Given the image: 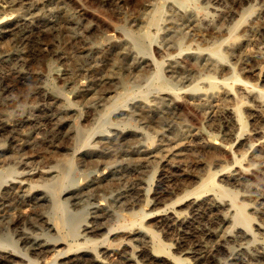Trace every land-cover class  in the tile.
Here are the masks:
<instances>
[{
    "label": "rangeland",
    "instance_id": "1",
    "mask_svg": "<svg viewBox=\"0 0 264 264\" xmlns=\"http://www.w3.org/2000/svg\"><path fill=\"white\" fill-rule=\"evenodd\" d=\"M159 1L0 0V172L7 174V169L12 168L17 173L34 174L30 181L34 189L23 203L0 197V238L7 233L14 242V248L0 246V251L12 253L17 260L13 264H26L27 259L33 260V264H47L56 257V251L81 243V239L76 242L71 238L67 245H57L66 230L48 227L51 215L45 206H37L35 195L42 193L43 184L51 179L40 172H50L55 165L70 159L71 178L76 184L72 189L80 190L91 182L99 184L84 193L81 202L69 201L68 208L80 213L76 232L85 234L83 225L91 229L86 238L92 243L81 247L94 250L102 264H127L128 250L134 251L137 264H264V257L250 260L246 255H225L220 246L221 236L230 237L225 248L233 252L241 243L236 234L241 227L236 228L229 220L221 222L219 217L220 213H228L224 204L231 202L234 207L236 204L235 208L242 205L249 231L264 239L255 228L264 223V146L256 147L260 152L257 158L249 148L251 143L257 144L256 139H247L253 129L264 127V107H259L249 93L252 87L264 92V0H219L224 9L237 13L252 7L243 15L248 17L243 22L244 31L222 37L204 32L202 38L195 36L191 22L166 18L171 17L172 9H177L190 12L191 19L199 20L205 13L208 15L217 1L187 0L180 8L166 0L161 24L164 28H149L155 41L146 43L147 51L140 53L128 34L141 35L148 30L146 22ZM259 10L260 19L253 22ZM238 19L239 16L226 18L223 26L232 27ZM170 23L178 33L194 35L183 38L181 46L166 42L164 29ZM222 40L224 65L219 61L217 69H205L189 64L190 52ZM232 44L236 45L234 53L228 51ZM173 60L179 62L181 72L170 71ZM154 61L162 63L169 90L146 86L155 70ZM209 79L216 84L211 90ZM139 89L141 92L137 93ZM127 93L132 95L124 97L125 103L116 107L117 98ZM202 94L211 96L205 99ZM144 98L147 108H142ZM260 101L264 102V94ZM228 108H237L242 126L230 122ZM108 109L112 125L104 134L115 139L116 145L96 158L98 163L82 162L73 151L90 130L100 128ZM211 138L216 140L214 147L208 145ZM213 175L216 184L228 188L218 193L220 197L204 192L202 182L208 184ZM15 177L18 175L8 178ZM229 178L238 182L228 181ZM196 196L200 202L213 197L220 205H200L193 214L187 212L186 201ZM233 198L237 199L235 203ZM178 199L182 201L175 204ZM169 202L172 206H168ZM169 208H182L185 222L165 220ZM23 211L27 219L18 218ZM141 211L145 217L140 223L154 237L130 226V215ZM36 242L44 245V257L32 252ZM153 243L162 245L164 253L156 252ZM253 246L250 244L249 248ZM103 247L108 248L107 255L102 253ZM80 248L71 247L70 254H76Z\"/></svg>",
    "mask_w": 264,
    "mask_h": 264
},
{
    "label": "bare ground",
    "instance_id": "2",
    "mask_svg": "<svg viewBox=\"0 0 264 264\" xmlns=\"http://www.w3.org/2000/svg\"><path fill=\"white\" fill-rule=\"evenodd\" d=\"M164 1L166 0H160L157 5L155 6L154 10L150 13V16L148 17V20L146 22L147 28L148 30L144 31L141 35H135L132 33L128 34V38L129 40L132 42L134 48L140 52V53H144L147 51L148 49V45L146 43H152L155 41V36L152 35L149 31V28H153L156 31H160V29L164 28V26L162 27V22L164 21V10H165V4ZM173 3L177 4L180 8H183L187 2V0H171ZM217 3H215V5L213 7L210 8L209 13L207 15V13H205L199 20H193L191 19V14L190 12H184L181 10H177V9H172V15L171 17H167L166 19L168 21L171 20H186L191 22L192 27L194 29L195 32V36H199V37H204V32H208V33H212L215 36H219L222 37L223 35L227 34L229 36H233L234 33H236L238 30L244 31L242 30L243 28V22L246 20V18L243 16L246 12L248 13L249 11L252 10V7H248L246 10H244L241 13H237V11H233V10H226L224 9L221 5H219V0H216ZM243 1V0H241ZM247 2V1H246ZM235 3V2H234ZM240 4V3H239ZM189 5V4H188ZM235 5V4H234ZM153 6V7H154ZM242 6V5H241ZM244 6V5H243ZM251 6V5H250ZM257 7V6H256ZM245 9V8H244ZM30 10V9H29ZM32 12V11H31ZM261 10L258 11V13H255L254 17H253V22L255 20L260 19L259 18V14H260ZM264 12V11H262ZM11 14V13H10ZM9 14V15H10ZM21 14V13H20ZM262 14V13H261ZM13 15V14H12ZM248 15V14H247ZM21 16V15H20ZM19 16V17H20ZM36 16V15H35ZM239 16V19L236 21V24H233L234 26L232 27H227L225 28L223 26L224 21L226 20V18L229 19H234L235 17ZM4 17V15L2 16V18ZM25 17V16H24ZM258 17V18H257ZM6 18V17H5ZM23 18V17H22ZM18 20V19H17ZM248 20V19H247ZM1 21V20H0ZM2 21H4V18L2 19ZM33 21V20H32ZM23 22V21H22ZM27 22V21H26ZM34 22V21H33ZM185 22V21H183ZM5 23V22H4ZM18 23V22H17ZM168 23V22H167ZM180 23V21H179ZM15 25V23H13ZM171 24V23H170ZM169 25V24H168ZM190 25V24H189ZM44 26V25H43ZM262 26V25H260ZM2 28V27H1ZM4 28V27H3ZM2 28V29H3ZM247 28V27H246ZM192 29V30H193ZM248 29V28H247ZM261 29H264L261 27ZM164 32V38L166 42L169 43H173V45L175 43H178V45L181 46V42L183 40V38L189 37V36H193L194 33H178L177 29L174 28V25L171 24V26L166 27ZM8 31V30H7ZM123 31V30H122ZM125 32V31H124ZM249 32V30H248ZM7 33V32H6ZM26 33V32H25ZM250 33V32H249ZM262 33V32H261ZM137 34V33H136ZM264 35V34H262ZM2 34L0 33V38H1ZM173 36H176L177 39L175 40ZM224 43V40H222L221 42L208 47L206 49H200L197 50V52H190L189 56H188V60H189V64L193 65L195 67H205V69L209 68V69H217L219 67L220 64H218V62L220 61L222 64L224 65L223 62H225V58L221 53V45ZM168 44V43H167ZM176 45V44H175ZM172 46V45H171ZM179 48V47H178ZM181 48V47H180ZM236 49V45L232 44L231 46L228 47V51L230 53H234V50ZM239 53V52H238ZM237 53V54H238ZM239 55V54H238ZM12 57V56H11ZM2 59V58H1ZM154 66H155V70L154 72L148 77V80L146 82V86L148 87H152V86H158L161 90H169L170 89V85L168 83V81L164 80L163 78V74H162V63L160 62H156L154 61ZM169 69L171 72H176V71H180L182 70L181 65L179 64L178 61L173 60L170 62L169 65ZM191 66V67H193ZM228 68V67H227ZM226 68V69H227ZM194 69V68H193ZM199 69V68H198ZM229 69V68H228ZM184 79V78H183ZM235 81H238V79L235 77L234 78ZM52 82V81H51ZM209 84L208 86L210 87V90L213 89L215 87V82L212 81L211 79H209ZM221 84V83H220ZM51 85V84H50ZM49 86V85H48ZM51 87V86H50ZM208 87V88H209ZM55 89V88H54ZM231 89V88H230ZM206 90V89H205ZM204 90V91H205ZM135 91V90H134ZM42 92V91H41ZM58 92V91H57ZM132 92V91H131ZM140 89L137 90V93H140ZM214 92V91H213ZM209 93V92H208ZM225 93V92H224ZM249 93L251 95V97L257 101V104L259 105V107H264V102H261L260 99L262 98V94H264V92L257 90V88L252 87L249 90ZM58 95L59 92H58ZM132 94L127 93L126 96H119L117 98L116 103H114L115 105L118 106H122L125 103V99L124 97H130ZM203 95V94H202ZM224 95V94H223ZM232 95V94H231ZM248 95V94H245ZM67 96V95H66ZM209 96H211V94H207V95H203V98H208ZM127 97V98H128ZM228 97V96H227ZM63 98V97H62ZM168 98V97H167ZM170 98V97H169ZM166 99V98H165ZM238 99V98H237ZM248 99V98H247ZM204 100V99H203ZM143 104H142V108H147L148 105L145 102V98L143 99ZM165 102V101H164ZM171 102V101H169ZM205 102V101H204ZM200 103V102H199ZM113 104V106H114ZM161 104V103H159ZM201 104V103H200ZM243 104V103H242ZM157 105V104H156ZM251 105V104H250ZM112 106V105H111ZM152 107V106H151ZM158 107V106H155ZM160 107V106H159ZM115 108V107H114ZM202 108V107H201ZM56 109V108H55ZM161 109V108H160ZM170 109V108H169ZM237 109V108H235ZM234 108H228L226 111L228 113L227 116L230 117V122L232 123H239L242 126V122L240 119V114L237 110H235ZM259 109V108H258ZM114 110V109H113ZM260 110V109H259ZM146 111V110H145ZM253 111V110H252ZM57 112V111H56ZM106 113L103 116V121L101 123V126H99L100 128H95L89 131L87 137L81 141V145L80 147H78L77 149H75L73 151L74 156H79V158L82 160V162H87L88 164H91L92 162H97L95 161L96 158H101L100 156H103L104 154H106V152L109 151L110 147L113 145H116L115 139L110 138L109 136L105 135L104 132H106V129L108 127H110L111 121H110V115H111V109H108L107 111H105ZM151 112V111H150ZM158 112V111H157ZM160 112V111H159ZM226 113V112H225ZM57 114V113H56ZM258 114V113H256ZM56 117V116H55ZM102 117V116H101ZM228 117V118H229ZM55 120V119H54ZM53 120V121H54ZM62 120V119H61ZM64 121V120H63ZM264 121V120H262ZM63 123V122H62ZM61 127V126H60ZM63 127V126H62ZM173 127V126H172ZM61 130V129H60ZM63 130V129H62ZM65 130V129H64ZM254 132L252 134H249L247 136V139L252 141L253 139H256L257 144L255 145L254 143H251L249 145V148L254 150V155L258 158L260 157V152L259 150H257L256 147H259V145L264 146V127H260L257 129H253ZM66 131V130H65ZM64 131V132H65ZM240 131V130H239ZM63 132V133H64ZM69 132V131H68ZM76 133V131H74ZM70 133V132H69ZM97 133H100L99 135H97ZM68 134V133H67ZM137 135V134H135ZM140 135H144L143 133H141ZM166 135V134H165ZM97 136V137H96ZM121 136V135H120ZM162 137V136H161ZM68 138V137H67ZM66 138V140H67ZM238 140V137L236 138ZM235 139V140H236ZM94 140V141H93ZM208 140V139H207ZM66 142V141H65ZM235 142V141H234ZM174 143V142H173ZM216 140L214 138L209 139V146L214 147L216 144ZM169 144V143H168ZM205 147V146H204ZM231 148V147H230ZM138 149V148H137ZM159 149V148H158ZM261 149V148H260ZM133 150V148H132ZM231 150V149H230ZM114 151V150H113ZM111 152V151H110ZM148 152V151H147ZM112 153V152H111ZM126 153V152H125ZM140 153V152H139ZM138 154V153H137ZM73 155V154H72ZM251 155V154H250ZM137 156V155H136ZM212 156L214 157V155L212 154ZM232 156V154H231ZM244 156V155H243ZM233 157V156H232ZM55 158V157H54ZM241 157H239L238 159H240ZM70 159V158H69ZM233 160V159H232ZM65 162V161H64ZM80 162V161H79ZM234 162V161H233ZM239 160H236L235 158V163L239 164ZM62 163V162H61ZM98 163V162H97ZM233 166V164H232ZM230 167V166H229ZM228 167V168H229ZM235 167V166H234ZM72 168H73V162L72 160H68V162H65L62 165H55V167H53L51 169V171H45V172H40V175L45 176V177H51V179L43 184V188L44 191L42 193H36V197H38L37 202L39 207H42L45 209V207L48 210V213H50L51 215V219L48 218V222L47 225L50 229L56 228V229H61V230H66L64 231V236L62 237L61 242L58 243L57 245H62L65 243V245L68 244V239L74 238L73 241H78V240H82L81 243H75L74 245H67L66 247H68L67 250L65 251H54L56 254V257L51 261L48 262L47 264H54L56 261H59L60 264H84L89 262L90 264H102L101 260L98 258V256L96 255L94 250H86V247H81V246H86V244L88 243H92L91 240H88L86 238V234H90V228L87 225H83L84 226V230L86 233L80 235L78 233V231L76 232V228L78 225V216H79V211L78 212H72L69 208H68V202L71 201V203H79L82 201L83 199V195H85L84 193H87L89 191H92L94 189H96L97 187H99V184H95L94 183H86L83 185L82 188H80V190H75L72 189L73 186H75V181L71 178L72 177ZM227 168V167H225ZM104 169V168H103ZM205 171V170H204ZM217 171V170H216ZM219 171V169H218ZM51 172H54L53 174ZM210 172V171H209ZM224 172V171H223ZM7 174L1 173L0 172V197H4V198H8V199H17L18 203H23L27 198H29L31 192L33 191L34 187L30 184L31 178L34 175L33 172L30 171H26L23 173H17L14 169H7ZM206 173V172H205ZM226 173V172H225ZM232 173V172H231ZM256 173V172H254ZM12 174H17L18 177L15 178H8L9 175L11 176ZM211 174V173H210ZM214 174H216V172H214ZM218 174V173H217ZM242 174V173H241ZM114 175V174H113ZM207 175V173H206ZM209 175V174H208ZM235 176V175H234ZM185 177V175L183 176ZM205 177V176H204ZM232 177V176H231ZM245 177V176H244ZM105 178V177H104ZM195 178V177H194ZM202 178V177H201ZM238 179V178H237ZM95 180V179H94ZM186 180V179H185ZM104 181V180H103ZM196 181V179H195ZM202 181V179H201ZM200 181V182H201ZM228 181H234V182H238L236 180V178H229ZM206 182H202V185L204 188V192L208 193L211 192L214 195H218V193H223L226 192L227 189H225L224 187L218 185L215 183V175H213L208 184L206 185ZM116 185V184H115ZM195 185V184H194ZM201 185V186H202ZM206 185V186H205ZM117 186V185H116ZM237 186V185H236ZM200 187V186H199ZM227 187V186H226ZM240 187V186H239ZM116 188V187H115ZM231 188V187H230ZM253 189V188H252ZM75 190V191H74ZM190 190V189H189ZM195 190V188L193 189V191ZM243 190V189H242ZM192 191V192H193ZM230 193V190H228ZM244 191V190H243ZM246 191V190H245ZM100 192V191H99ZM195 192V191H194ZM199 192V191H198ZM235 192V191H234ZM187 193V192H186ZM205 193V194H206ZM238 193V192H237ZM247 193V192H246ZM194 194V193H193ZM203 194V193H202ZM109 195V194H108ZM166 195V194H164ZM227 195V194H226ZM231 195V194H230ZM241 195V194H240ZM89 196V194H88ZM190 196V195H189ZM195 196V195H194ZM224 196V195H223ZM223 196H221L223 198ZM229 196V195H228ZM227 196V197H228ZM35 197V198H36ZM65 197V198H64ZM159 197V196H158ZM157 197V199H158ZM220 197V196H219ZM218 197V198H219ZM225 197V196H224ZM246 197V196H245ZM255 197V196H254ZM155 198V197H154ZM229 198V197H228ZM224 199V198H223ZM227 199V198H225ZM230 200H232L231 198H229ZM228 199V200H229ZM242 199V197H241ZM6 200V199H5ZM114 200V199H113ZM227 200V201H228ZM235 200V198H233V201ZM237 200V199H236ZM235 200V201H236ZM177 202H175V204L179 203L182 200H176ZM234 201V203H235ZM244 201V200H243ZM248 201V200H247ZM256 201V200H255ZM187 203L185 204L184 208L187 210V212L190 213H194L197 211L198 207L200 205H205V206H215L218 207L220 204L212 198H208L206 200H202L200 202L199 197L196 196L195 198L192 199H188L186 201ZM238 202V201H237ZM154 203V202H153ZM233 203V204H234ZM241 203V202H240ZM167 205V203H165ZM172 206V203L169 202L168 206ZM242 204V203H241ZM240 204V205H241ZM180 205V204H179ZM227 207L228 213L227 214H222L220 213L219 217H220V221L221 222H225L227 220L232 221L233 225L237 227H241L238 231L236 229L235 232L237 234V237L241 240V243L237 244V246L235 247L233 252H228L225 248L226 245V241L230 239V237L228 235H222L221 236V243L220 246L224 249L225 251V255L227 253V256H241V255H246L250 257V260H257L259 258L264 257V239L261 238H256L253 234H251V232L248 229V216L246 215V213L241 209L242 205L240 208H235L232 205V203L230 202L229 204H224ZM239 205V206H240ZM257 205V204H256ZM255 205V206H256ZM260 205V204H259ZM33 206V205H32ZM45 206V207H43ZM164 206V205H163ZM181 206V205H180ZM177 207V206H176ZM183 207V206H182ZM151 208V206H150ZM165 208V207H164ZM264 208V207H262ZM161 209V208H160ZM170 209V208H169ZM217 209V208H216ZM215 209V210H216ZM250 209V208H249ZM256 209V208H255ZM204 210V209H202ZM214 210V208H213ZM223 210V209H222ZM27 211V210H26ZM226 211V210H225ZM248 211V210H247ZM264 211V210H262ZM157 212V211H156ZM208 212V211H207ZM39 213V212H38ZM148 213V212H147ZM184 213L185 211H182V208H171L170 210H166L165 213V220L170 221V222H174V223H181L185 222L184 218ZM248 213V212H247ZM251 213V211H250ZM256 213V212H255ZM258 213V212H257ZM107 214V212H106ZM105 214V215H106ZM214 214V213H213ZM254 214V213H252ZM262 214V213H261ZM117 215V214H116ZM119 215V214H118ZM198 215V214H197ZM216 215V214H215ZM128 216V215H127ZM187 216V215H186ZM194 216V215H193ZM262 216V215H261ZM8 216H3L2 218H7ZM29 217V216H28ZM80 217V216H79ZM117 217V216H116ZM145 217V214H143V212L141 211L140 213L137 214H133L130 215V226H137L139 227L140 230L144 231L145 233L151 234V236H155L151 230L145 228L142 223H140V221ZM192 217V216H191ZM250 217V215H249ZM13 218V217H12ZM18 218H26L27 219V214L23 211L18 215ZM43 218V217H42ZM46 218V217H44ZM128 218V217H127ZM190 218V217H189ZM217 218V217H216ZM161 219V218H160ZM260 219V218H259ZM81 220V218H80ZM79 220V222H80ZM264 220V219H262ZM163 221V220H162ZM161 221V222H162ZM228 221V223H230ZM259 221V220H258ZM13 222V221H12ZM121 222V221H120ZM149 222V221H148ZM188 222V220H187ZM192 222V221H190ZM118 223V222H117ZM127 223V221H126ZM129 223V222H128ZM170 224V223H169ZM188 224V223H187ZM219 224V223H218ZM227 224V223H226ZM253 224V223H251ZM264 224V223H261ZM261 224H257L255 226L256 230L262 235V237H264V226H262ZM167 225V223H166ZM176 224H174L175 226ZM180 225V224H179ZM228 225V224H227ZM250 225V224H249ZM129 226V225H128ZM184 226V225H183ZM186 226V225H185ZM230 226V225H229ZM225 227V226H224ZM227 227V226H226ZM253 227V226H252ZM81 228V227H80ZM94 228V227H93ZM228 228V227H227ZM226 228V229H227ZM1 229V228H0ZM112 229V228H111ZM115 229V228H114ZM126 229V228H125ZM95 230V229H94ZM117 230V228H116ZM254 230V229H253ZM255 230V231H256ZM126 231V230H125ZM90 232V233H89ZM124 232V231H123ZM232 232V231H231ZM118 233V232H117ZM120 233V231H119ZM220 233V232H219ZM218 233V235H219ZM228 233V232H227ZM108 234V233H107ZM139 235V233H138ZM25 236V235H24ZM123 236V235H122ZM210 236V235H209ZM211 237V236H210ZM129 238V237H128ZM154 241V240H153ZM235 241V240H234ZM238 241V240H237ZM70 242V241H69ZM155 242V241H154ZM233 242V241H232ZM250 244H254V248L251 250L249 248ZM56 245V244H55ZM52 246V247H55ZM228 245V243H227ZM231 245V244H230ZM0 246L2 247H11L14 248V242L11 240V238L8 236L7 233H4L3 236L0 238ZM229 246V245H228ZM49 247V246H48ZM71 247H76V248H80V250L76 253V254H70L71 252ZM127 247V245H126ZM129 247V246H128ZM165 247V246H164ZM1 248V247H0ZM47 248V247H46ZM65 249V247H64ZM75 249V248H74ZM90 249V248H88ZM153 249L158 252V253H164L163 249H162V245L160 244H155L153 243ZM221 249V248H220ZM13 251V249H11ZM98 250V249H97ZM219 250V249H218ZM232 250V249H231ZM230 250V251H231ZM16 250L14 249V252ZM53 251V250H52ZM75 251V250H74ZM111 251V250H110ZM120 251V250H119ZM138 251V250H137ZM32 252L36 253L39 256L44 257L43 255L45 254V248L44 245L41 243H34V245L32 246ZM215 252V251H213ZM102 253L104 255H107L109 253L108 248L103 247L102 249ZM120 253V252H119ZM153 252L151 251V254ZM224 253V252H222ZM16 254V253H15ZM47 254V253H46ZM118 254V253H117ZM183 254V253H182ZM134 251L133 250H128V253L126 254L125 260L127 262V264H137L136 260H134ZM150 255V254H148ZM210 255V254H209ZM24 256V255H23ZM140 256V255H139ZM193 256V255H192ZM196 256V255H195ZM26 257V256H25ZM101 257V256H100ZM123 257V258H124ZM152 258V257H151ZM163 259V257H161ZM174 258V257H173ZM248 258V257H247ZM19 259V258H18ZM25 259V258H24ZM20 260V259H19ZM26 260V259H25ZM166 260V259H165ZM171 260V259H170ZM176 260V259H175ZM199 260V259H198ZM197 260V261H198ZM215 260V259H214ZM238 260V258H237ZM10 262V263H15L17 262V260L14 258V256L12 255V253H8V252H1L0 251V264H2L3 262ZM174 261V259H173ZM172 261V262H173ZM196 261V260H195ZM232 261V260H231ZM19 262H22L19 261ZM170 262V261H169ZM176 262V261H175ZM217 262V261H216ZM219 262V261H218ZM221 262V261H220ZM248 262V261H247ZM255 262V261H254ZM245 263V262H244ZM249 263V262H248ZM26 264H33V260L31 259H27ZM163 264V263H162ZM222 264V263H221ZM253 264V263H251Z\"/></svg>",
    "mask_w": 264,
    "mask_h": 264
}]
</instances>
